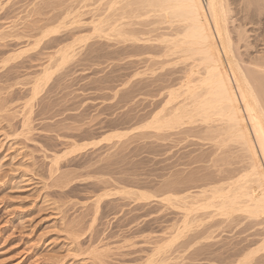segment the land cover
Instances as JSON below:
<instances>
[{"label": "rangeland", "instance_id": "obj_1", "mask_svg": "<svg viewBox=\"0 0 264 264\" xmlns=\"http://www.w3.org/2000/svg\"><path fill=\"white\" fill-rule=\"evenodd\" d=\"M232 2L235 25L264 32ZM138 4L0 0V264H244L253 252L264 264L263 218L181 206L240 185L249 155L192 116L184 85L199 62L173 50L179 27ZM187 105L178 128L148 129Z\"/></svg>", "mask_w": 264, "mask_h": 264}, {"label": "bare ground", "instance_id": "obj_2", "mask_svg": "<svg viewBox=\"0 0 264 264\" xmlns=\"http://www.w3.org/2000/svg\"><path fill=\"white\" fill-rule=\"evenodd\" d=\"M235 1L237 2L238 0ZM245 1L249 6L247 10H250V6H253V11L250 13H252L255 17L257 16L261 26L264 25V16L262 17V11L264 8L262 7V4H264V0H244V2ZM138 3L140 6L148 5L147 8L149 6L153 8L154 11L160 14L161 19L164 18L166 21H169H164V23H169L168 25L171 23L170 27H172V25L174 27H179L180 30L179 32L176 30L177 35L175 34V38L169 36L170 38H173L170 39L173 45L172 47L174 48L173 50L175 52L178 50V53L180 51L181 56L184 54L186 56L183 57L185 60L191 59L195 62V64L197 63V60L199 62V65L196 64L197 67L195 65L197 71H190L193 76L192 79L195 75L198 77V80H196L197 83H192V79H190L191 75H189L190 77H187H189L190 81L188 83L185 82L186 85H184L185 93L182 90V94H186L187 99L191 100L192 106L187 105L184 109L182 107H174L175 111L173 110V114L170 112L171 115H169L170 118L168 119L167 116H165L166 118H162L163 114L161 113V116L156 114L158 117L155 115L156 118L152 120V123L149 122L148 129L151 124L152 126L150 129L154 128L153 130H158L159 132L161 130H166V128L174 129L176 126L178 128L180 123H185L186 119L183 121L184 118H187V116L190 115L189 112H191V108H188L191 106V114L193 113L192 116L199 117L201 119L200 122H204V124L212 122L215 126L216 124H219V127L221 125L226 133H228V135L230 134V137H228L226 133L225 135L223 134L224 137H228L225 139L229 140L231 137V139L234 138L236 142L242 144L241 146H243L246 151L245 154L248 153L249 155V160H247L250 161V171L248 173L245 171L246 174H243L244 176L242 177V180H238L240 185L236 184L237 182H234L235 185L231 183L233 186L228 187L227 189L224 187L225 185H220L219 187H223L224 189L221 188L220 190L217 187L219 190L217 188H215L216 190L214 191L211 189L212 192L208 190L210 192L208 196H205L207 191L204 192L203 190V192H201V194L198 193L199 195L197 196H183L181 199L178 197L183 203L181 206H183V209L186 210L184 212L189 214L191 212L198 213L201 211H213V213L217 216H226L225 219L227 217H231L234 213H242L243 215L246 214L245 216H247L249 220L252 218L254 220L258 218L262 220L263 218L262 221L264 222L263 30L258 31L257 28H255V25H253V28L256 29V31L255 33L251 31V35L249 34L250 30L248 32V26L246 30V27L244 28V26L240 25L241 23L235 25L237 20L235 17L238 16H235L236 14L233 9L235 8V3L233 5L232 0H138ZM244 5L246 6V4ZM252 20L254 19L252 18ZM255 22L256 21H254V23ZM175 23L178 24V26H175ZM252 23L253 21H251V26ZM108 27H111V25ZM116 27L114 26L113 29ZM97 31L99 30L97 29ZM101 31H103V29ZM118 32L119 31L115 33L117 34L115 36H124ZM168 39L166 38V40ZM65 50H63L64 52H61L62 50L60 51L61 54L63 53L61 55L62 60L60 62L63 61V63L70 56L68 53L70 50H67V52H65ZM72 51L73 50H71V52ZM59 66H62V64L60 65L59 63ZM196 68H193V70H196ZM49 70V67L44 69L43 72L45 77L48 74L49 78ZM41 79L45 78L43 77ZM170 94L171 97H169L170 100L168 101L175 103L174 101H176L178 95H176V92L174 91ZM182 94L180 95L181 97H183ZM187 99L186 101H188ZM186 110L187 112L188 110L190 111L187 113L185 112ZM146 126L147 125H145V128H147ZM249 169L246 170L248 171ZM228 185L230 184L228 183ZM208 214L209 213H207V215ZM186 219L188 220L187 217ZM262 244V249L264 251L263 241L259 247ZM253 249L257 251V248ZM259 250L261 251V249ZM247 255L244 256L245 259H242V263L244 261V264H251L255 261L254 258L256 252L250 253L248 256Z\"/></svg>", "mask_w": 264, "mask_h": 264}]
</instances>
